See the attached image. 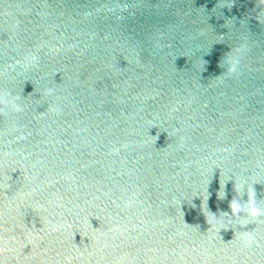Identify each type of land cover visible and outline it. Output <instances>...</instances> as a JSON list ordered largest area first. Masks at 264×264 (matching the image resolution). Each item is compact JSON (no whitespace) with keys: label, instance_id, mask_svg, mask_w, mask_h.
Wrapping results in <instances>:
<instances>
[{"label":"water","instance_id":"water-1","mask_svg":"<svg viewBox=\"0 0 264 264\" xmlns=\"http://www.w3.org/2000/svg\"><path fill=\"white\" fill-rule=\"evenodd\" d=\"M0 264H264V0H0Z\"/></svg>","mask_w":264,"mask_h":264},{"label":"clouds","instance_id":"clouds-1","mask_svg":"<svg viewBox=\"0 0 264 264\" xmlns=\"http://www.w3.org/2000/svg\"><path fill=\"white\" fill-rule=\"evenodd\" d=\"M230 70L235 71L236 65L231 64ZM240 187L243 189V184ZM222 197L223 196H221V198ZM261 212L262 210L256 206L254 193L249 192L246 200H238L236 198L231 199L228 204V211L223 212V214L227 215L230 213L233 217L238 218L241 223H247L249 220L260 216ZM214 220H216L215 215L209 213L208 223L211 224ZM248 238L250 239V237Z\"/></svg>","mask_w":264,"mask_h":264}]
</instances>
